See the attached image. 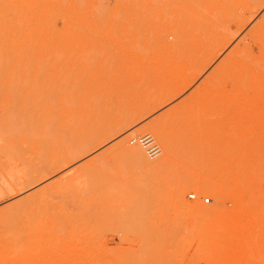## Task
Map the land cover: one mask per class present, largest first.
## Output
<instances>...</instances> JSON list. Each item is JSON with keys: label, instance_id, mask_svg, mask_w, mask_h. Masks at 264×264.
Instances as JSON below:
<instances>
[{"label": "rangeland", "instance_id": "obj_1", "mask_svg": "<svg viewBox=\"0 0 264 264\" xmlns=\"http://www.w3.org/2000/svg\"><path fill=\"white\" fill-rule=\"evenodd\" d=\"M0 264H264V0H0Z\"/></svg>", "mask_w": 264, "mask_h": 264}, {"label": "built area", "instance_id": "obj_2", "mask_svg": "<svg viewBox=\"0 0 264 264\" xmlns=\"http://www.w3.org/2000/svg\"><path fill=\"white\" fill-rule=\"evenodd\" d=\"M135 141H137L146 150V153L149 157L155 158L160 155L161 151L150 134H144L137 140L130 141V143H134ZM204 203L208 204L209 199H205Z\"/></svg>", "mask_w": 264, "mask_h": 264}, {"label": "bare ground", "instance_id": "obj_3", "mask_svg": "<svg viewBox=\"0 0 264 264\" xmlns=\"http://www.w3.org/2000/svg\"><path fill=\"white\" fill-rule=\"evenodd\" d=\"M20 38H21V37H20ZM1 52H2V51H1ZM7 59H8V58H7ZM214 80H215L214 77H212L211 79L208 78V79L205 81V83H206V82H209V84H214ZM151 137H152V136H151ZM152 139H153V137H152ZM153 140H154V139H153ZM154 142H155V141H154ZM135 153H136V151H135ZM140 153H141V152H140ZM140 153L138 154L139 158H141V154H140ZM134 155H135V154H134ZM138 156H137V157H138ZM142 157H143V155H142ZM145 196H146V195H145ZM146 200H147V198H146ZM146 202H147V201H146ZM144 204H145V203H144ZM146 210H147V209H146ZM144 211H145V209H144ZM207 212H208V211H207Z\"/></svg>", "mask_w": 264, "mask_h": 264}]
</instances>
